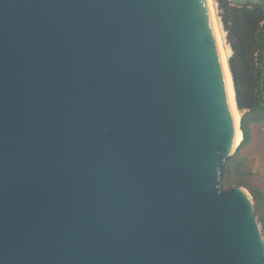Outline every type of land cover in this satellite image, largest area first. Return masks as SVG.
Listing matches in <instances>:
<instances>
[{
    "label": "water",
    "instance_id": "95a60500",
    "mask_svg": "<svg viewBox=\"0 0 264 264\" xmlns=\"http://www.w3.org/2000/svg\"><path fill=\"white\" fill-rule=\"evenodd\" d=\"M212 22L207 0H0V264H264L253 195L224 186L243 137Z\"/></svg>",
    "mask_w": 264,
    "mask_h": 264
},
{
    "label": "trees",
    "instance_id": "16d2710c",
    "mask_svg": "<svg viewBox=\"0 0 264 264\" xmlns=\"http://www.w3.org/2000/svg\"><path fill=\"white\" fill-rule=\"evenodd\" d=\"M218 8L227 32V41L233 52L229 65L236 89L237 105L240 111L248 110L241 118L243 141L240 147H243L252 139L250 122L264 120V9L251 4L237 6L229 0H219ZM248 114L253 117L248 119ZM233 162L229 159L228 164L232 165ZM241 182L232 173L227 179L228 187ZM251 193L257 211H264V193L258 188L252 189ZM261 222L264 229V217Z\"/></svg>",
    "mask_w": 264,
    "mask_h": 264
},
{
    "label": "rangeland",
    "instance_id": "374dc122",
    "mask_svg": "<svg viewBox=\"0 0 264 264\" xmlns=\"http://www.w3.org/2000/svg\"><path fill=\"white\" fill-rule=\"evenodd\" d=\"M213 3L215 4L216 13L219 16L220 13L218 8L219 0H213ZM226 40H227V32H226ZM230 58L231 57H229V59ZM246 112H248V110L240 111L241 118ZM251 117H253V115L248 114L247 118L249 119ZM249 126L251 129L252 139L247 145L243 147L239 146L236 149L234 155L230 158V161L232 162L234 161V162L232 165L228 164V171L224 178V186L226 188L228 187L227 179L232 173L233 176L238 177L242 181L241 184H233V185L243 186L250 193L254 188L255 189L258 188L264 193V120L250 122ZM238 163L239 166L237 167ZM256 213L261 222V219L264 217V211L262 212L257 211V207H256ZM261 224L263 227L262 222Z\"/></svg>",
    "mask_w": 264,
    "mask_h": 264
},
{
    "label": "bare ground",
    "instance_id": "6f19581e",
    "mask_svg": "<svg viewBox=\"0 0 264 264\" xmlns=\"http://www.w3.org/2000/svg\"><path fill=\"white\" fill-rule=\"evenodd\" d=\"M207 5L210 10V14L212 17V25L215 33V37L217 40L218 49L221 55V59L227 68V87L230 95V105H231V112L232 116L235 122L236 127V145H239L242 141L243 133L241 130V116H240V110L236 106L234 97H235V89L234 85L231 79L230 71H228V60L229 57L232 54L231 47L229 46L227 40H226V31L223 28V23L221 22L219 16L216 13L215 4L213 3V0H207Z\"/></svg>",
    "mask_w": 264,
    "mask_h": 264
}]
</instances>
